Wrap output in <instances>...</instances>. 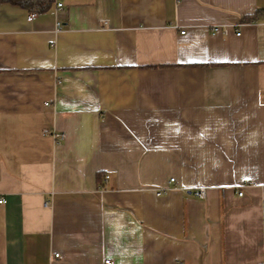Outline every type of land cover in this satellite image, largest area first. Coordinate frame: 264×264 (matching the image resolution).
<instances>
[{
  "label": "crops",
  "instance_id": "obj_1",
  "mask_svg": "<svg viewBox=\"0 0 264 264\" xmlns=\"http://www.w3.org/2000/svg\"><path fill=\"white\" fill-rule=\"evenodd\" d=\"M0 197V264H264V0L0 1Z\"/></svg>",
  "mask_w": 264,
  "mask_h": 264
},
{
  "label": "built area",
  "instance_id": "obj_2",
  "mask_svg": "<svg viewBox=\"0 0 264 264\" xmlns=\"http://www.w3.org/2000/svg\"><path fill=\"white\" fill-rule=\"evenodd\" d=\"M61 6H62V2L59 1V2L56 3V8H57V9H59ZM35 16H36V13H35V12H30V14L27 16L26 20H27V21H30V20L33 19ZM55 25H56V26H55V31H56V32H60V30H61V24H60V22H59V23L56 22ZM218 29H219V26H214V27H213V32H212V33L218 32ZM180 32L183 33L184 30H181ZM224 32H226V30H224ZM236 34H239V32L237 31ZM60 139H63V135H61ZM170 180H171V181H174L173 178H170ZM162 191H163V190L160 189L157 193L160 194ZM237 192H238L239 195H242V194H243V192L240 191V190L237 191ZM194 193H195L199 198L203 199V198L206 197V187H204V186H200V187H198V188H196V189L194 190ZM4 202H5V200H4L2 197H0V203L2 204V203H4ZM263 234H264V228H263ZM54 255H55V256H58L57 253H55ZM104 264H111V260H110V259H109V260H108V259H107V260H104Z\"/></svg>",
  "mask_w": 264,
  "mask_h": 264
},
{
  "label": "trees",
  "instance_id": "obj_3",
  "mask_svg": "<svg viewBox=\"0 0 264 264\" xmlns=\"http://www.w3.org/2000/svg\"><path fill=\"white\" fill-rule=\"evenodd\" d=\"M0 1H4V2H9L13 5H19L25 9H27L28 11H36L39 13H43L45 12V10H47L50 5L52 4V2L54 0H0ZM249 17H243V20L248 19Z\"/></svg>",
  "mask_w": 264,
  "mask_h": 264
}]
</instances>
